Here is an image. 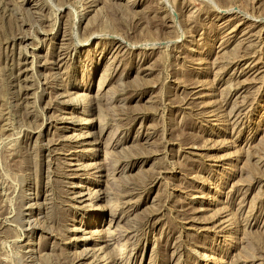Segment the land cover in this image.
Returning a JSON list of instances; mask_svg holds the SVG:
<instances>
[{
  "label": "rangeland",
  "instance_id": "1",
  "mask_svg": "<svg viewBox=\"0 0 264 264\" xmlns=\"http://www.w3.org/2000/svg\"><path fill=\"white\" fill-rule=\"evenodd\" d=\"M0 264H264V0H0Z\"/></svg>",
  "mask_w": 264,
  "mask_h": 264
},
{
  "label": "bare ground",
  "instance_id": "2",
  "mask_svg": "<svg viewBox=\"0 0 264 264\" xmlns=\"http://www.w3.org/2000/svg\"><path fill=\"white\" fill-rule=\"evenodd\" d=\"M153 45V44H152ZM148 46V45H147ZM79 97H81V96H79ZM75 98V97H74ZM71 100V99H70ZM79 100H81V99H79ZM70 102V101H69ZM82 102V101H81ZM80 104V103H79ZM74 105V104H73ZM78 105V104H77ZM80 107V106H79ZM80 109H82V108H80ZM87 195H89V194H87ZM80 197H82V196H80ZM214 202V201H213ZM224 219V218H223ZM227 219V218H226ZM226 223H227V221H223L222 222V224H225L226 225ZM86 240V239H85ZM83 241V240H82Z\"/></svg>",
  "mask_w": 264,
  "mask_h": 264
}]
</instances>
